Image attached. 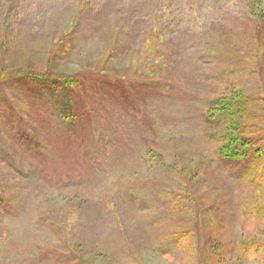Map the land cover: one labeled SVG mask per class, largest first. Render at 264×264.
<instances>
[{
	"label": "rangeland",
	"instance_id": "rangeland-1",
	"mask_svg": "<svg viewBox=\"0 0 264 264\" xmlns=\"http://www.w3.org/2000/svg\"><path fill=\"white\" fill-rule=\"evenodd\" d=\"M234 123L264 151V0H0V264H264Z\"/></svg>",
	"mask_w": 264,
	"mask_h": 264
},
{
	"label": "trees",
	"instance_id": "trees-1",
	"mask_svg": "<svg viewBox=\"0 0 264 264\" xmlns=\"http://www.w3.org/2000/svg\"><path fill=\"white\" fill-rule=\"evenodd\" d=\"M233 101L236 103H234V107H232V104L231 106H228V114H230V116L235 119L234 122H236V118L243 115V106H241L243 104L240 101ZM235 124L236 123L232 124V130H230L229 132V140L226 146L224 147L223 158H228L230 160L237 159L240 161H246L251 159L250 169H253V171L257 173L253 174V177H255L254 180L260 188L264 184V151L262 149L255 148L249 138L240 136L239 133L233 134L235 130H241V126L239 124ZM256 247L257 245L254 242H247L245 245V248L247 250ZM256 249H259V246Z\"/></svg>",
	"mask_w": 264,
	"mask_h": 264
}]
</instances>
